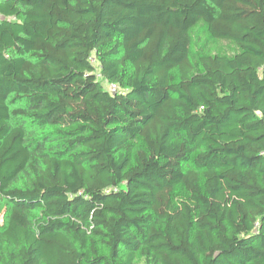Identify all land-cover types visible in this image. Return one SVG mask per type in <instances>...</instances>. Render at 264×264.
Wrapping results in <instances>:
<instances>
[{"label":"trees","instance_id":"obj_1","mask_svg":"<svg viewBox=\"0 0 264 264\" xmlns=\"http://www.w3.org/2000/svg\"><path fill=\"white\" fill-rule=\"evenodd\" d=\"M0 212V264H264V0H0Z\"/></svg>","mask_w":264,"mask_h":264},{"label":"rangeland","instance_id":"obj_2","mask_svg":"<svg viewBox=\"0 0 264 264\" xmlns=\"http://www.w3.org/2000/svg\"><path fill=\"white\" fill-rule=\"evenodd\" d=\"M201 28H203V26L199 25L192 31V37H193L192 50L193 51L197 50L203 44L204 40L206 39L203 29ZM231 49L232 47L228 43H224V42H216L209 46V50L212 51L213 53L214 52L215 53L216 52H226V51H230ZM96 66H97V72H98L99 65L96 64ZM181 194H182L181 191H177L176 197L177 198L181 197ZM4 222H5L4 215L2 214V212H0V226H2Z\"/></svg>","mask_w":264,"mask_h":264},{"label":"built area","instance_id":"obj_3","mask_svg":"<svg viewBox=\"0 0 264 264\" xmlns=\"http://www.w3.org/2000/svg\"><path fill=\"white\" fill-rule=\"evenodd\" d=\"M106 89L111 93H115L117 90H119V87L116 84H106Z\"/></svg>","mask_w":264,"mask_h":264}]
</instances>
